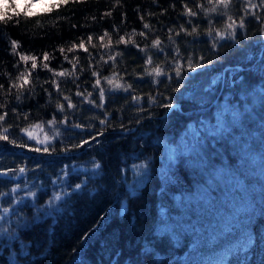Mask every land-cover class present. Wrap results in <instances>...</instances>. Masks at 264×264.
Listing matches in <instances>:
<instances>
[{
	"label": "trees",
	"instance_id": "trees-1",
	"mask_svg": "<svg viewBox=\"0 0 264 264\" xmlns=\"http://www.w3.org/2000/svg\"><path fill=\"white\" fill-rule=\"evenodd\" d=\"M18 3L19 12L9 8L11 20L0 23V84L7 89L9 77L15 79L25 68L19 55L13 54L11 42L16 41V52L37 57V68L29 77L35 91L24 89L20 100L13 92L7 97V108L0 112H8L11 138L41 151L0 141V170L27 165L29 186L24 187L23 176L19 180L0 177L5 182L0 183V192L20 184L17 198L25 196L20 204L14 200L7 204L9 197L0 200L18 213L0 231V264H264V9H256L262 18L257 20L244 15L242 0H233L231 15L237 21L244 17L245 27H237L235 39H217L213 47V38L206 35L209 22L223 29L227 18L217 14L209 18L199 12L196 4L209 7L206 0H75L51 11L32 7L30 16L25 15V3ZM185 5L198 14L184 15ZM145 23L149 29L143 27ZM181 25L188 31L196 27L199 34L186 35ZM170 28L175 44L168 39ZM120 37L129 42L117 44ZM157 37L164 52L151 47ZM82 40L87 52L69 51ZM177 46L184 65L180 78L171 63L164 64L171 79L145 73V67H152L145 65L146 55L162 64L168 54L171 62ZM45 52L48 61L43 60ZM117 52L122 55L113 63L109 53ZM189 57L204 66L189 71ZM17 62L19 70L14 67ZM43 63L56 72H72L75 63V76L55 77ZM27 67L31 68V61ZM113 67L123 77L121 84L132 85L129 92L111 91L103 79L113 75ZM94 70L99 71L100 87L105 88L103 109L75 94L91 92L89 99L100 102L99 89L92 87L97 79ZM205 77L214 92L212 100L201 104L180 97ZM52 80L77 104L76 109L67 108ZM132 95L143 100L136 104ZM150 96L155 103L149 101ZM4 99L0 95V101ZM58 101L65 104L64 112L57 109ZM168 103L178 105L169 109L164 106ZM226 106L243 113L241 123L224 129L223 135L212 132L209 136L206 130L222 115H229L221 113ZM105 113L108 126L99 124ZM64 116L67 124L47 123ZM72 123L83 124L85 130L71 128ZM101 129L104 135L97 140L71 147ZM193 133L200 140L204 163L180 151L169 160V149L192 143ZM46 138L50 142L38 143ZM46 146L48 152L43 151ZM65 147L70 150L63 151ZM142 164L147 167L140 169ZM78 165L88 168L74 173L72 168ZM62 169L68 172L65 190L71 195L56 202L58 210H54L47 202L60 191V184L51 181ZM216 171L219 179L213 182L209 174ZM77 183L82 187L73 192ZM28 190L36 191V197L26 196ZM37 207L42 211L37 212Z\"/></svg>",
	"mask_w": 264,
	"mask_h": 264
},
{
	"label": "snow or ice",
	"instance_id": "snow-or-ice-1",
	"mask_svg": "<svg viewBox=\"0 0 264 264\" xmlns=\"http://www.w3.org/2000/svg\"><path fill=\"white\" fill-rule=\"evenodd\" d=\"M33 2L35 3H40L42 6L47 7L49 11L59 8L64 5H68L70 2L75 3V0H47V3L45 4V0H28L27 3H25V15L30 16L33 15V13L30 11L31 8L33 7ZM118 2V0H117ZM236 2H241V0H236ZM206 3L209 7H205L204 3H197L196 7L199 12H202L205 14L206 17H211L212 14H217L220 17H226L227 20L224 24L223 29H217L215 28L214 24L209 22V26L206 31V35L209 37L213 38V47L216 46V40L217 39H228L232 38L235 39L236 35V29L237 27L239 28H244V17H241L239 21L233 18L231 15V8L234 6L233 5V0H206ZM242 4L244 5L243 11L244 15L247 16L251 14L254 16L257 20H261L262 18L257 15L256 9H264V0H259V3H254L253 0H242ZM19 3L18 0H12V3L9 4L8 0H0V23L7 24L10 20L11 17L9 16L8 9L12 8L16 12H19ZM174 7V5H173ZM185 7V12L183 13L184 15H187L189 17L196 16L198 14L197 11H193L191 8H189L187 5ZM143 19V17H141ZM188 23H191V20L188 21ZM72 27H75V25H72ZM145 29H149L150 25L145 23L143 25ZM181 31L184 32L186 35H193V34H199L197 31L196 27H193L192 31H188L186 28L181 25ZM168 39L171 41L173 44H175V40L173 39V30L170 28L168 30ZM136 33H132L131 35H135ZM108 33H105V36H107ZM140 36H145L144 32L139 33ZM175 35H180V32H176ZM104 37L101 36L100 40L103 41ZM92 41V37H88V42ZM129 41H125L124 37H120L116 43H128ZM111 43V38H109V44ZM134 43V42H133ZM11 47L13 50L14 55H19L20 61H23L25 64V68L23 70H20L18 72V75L15 77V79L9 77V87L5 89L3 84H0V95L4 96L5 99L0 101V109H6L8 104H7V97L12 96L13 92H15V98L16 100H20L23 96V90L27 88L29 92H34L35 91V85H33L32 80L29 79L32 75V70L37 68V57L35 56H29V55H24L16 52V49L18 47V44L16 41L11 42ZM95 47V45H93ZM105 48L108 47V45H104ZM139 47V45H137ZM151 47L155 48L157 52H164L165 49L163 47V42L157 37L154 38L151 42ZM73 48H80L83 49L85 52L88 51L87 47L85 46V42L82 40L79 45L73 44L70 48L69 51H71ZM141 51H145L146 49H140ZM59 51L63 54L64 53V48H60ZM122 55L121 53H115L111 54L109 53L108 59L112 60L113 63H115L116 56ZM167 55L165 56V61L162 64H155L152 55H146L145 59V65L146 66H152L151 68L145 67V73L149 76H155V77H160V76H168L169 79H171V73L165 71L164 69V64L171 63L172 64V70L175 72L176 76L180 78L182 76V70L184 68V65L180 63V61L183 59V56L180 53L179 47H176V56L173 57L172 61L169 62L167 59ZM64 59L67 60L68 57L65 55ZM78 59V58H77ZM103 59V57H101ZM203 59V57H201ZM43 60L48 61L49 60V54L45 52L43 54ZM28 61H31V68L27 67ZM69 63H72V61H69ZM104 63H107V61H104ZM203 64H198V63H193L191 57L188 58L187 62V68L189 71H196L197 68L203 67ZM14 67H16L19 70V62H17ZM43 68L48 69L50 72H52L53 76L55 77H73L75 76V69H76V64H72L73 71L69 72L68 70L64 71H59L56 72L53 69L49 68L48 63H43ZM113 75L110 77H103V79L106 81L108 85L111 86V91H117V90H122L124 92H129L132 89L131 84H121L120 81L123 80V77L120 76V74L116 71L115 67L112 69ZM93 76H96L97 79L95 83L92 85V87L98 88L99 92V103L96 101L90 100L89 97L92 96L91 92H88L85 95V92L82 91H77L75 94L78 97H83V102L89 103L93 105V107H98L103 109L104 107V101H105V88L100 87L101 85V79H100V73L99 71L94 70L92 72ZM75 79H78V77H75ZM75 79H73V83H75ZM44 83H49L48 80H45ZM51 83H53L56 92L63 96V100L67 102V108L68 109H76L77 104H74L68 95H64L63 92L61 91L60 84L57 83L55 80H52ZM43 87V85H41ZM77 88H79V85H77ZM47 91V89H44ZM178 91V89H176ZM49 97H51V93H48ZM131 100L139 104L143 98L139 95H132ZM149 101L151 103H155V97H149ZM165 107L171 109L175 107L174 104L168 103L164 105ZM57 109L60 112L65 111V104L60 103L59 101L56 104ZM11 111L15 112V109H12ZM139 111H144V109H139ZM247 111V109L245 110ZM229 113V115L221 116V120L223 121V124H221V120H217L216 124L212 126L211 129L206 130V133L209 136L211 135L212 132L217 133L215 136H220L224 134V129L234 127L235 124H240L241 123V118L243 113H241L239 110L233 109L229 110L228 107L226 106L224 111L221 112L223 113ZM17 116L20 115V113H16ZM8 116L7 111H2L0 112V141H6L8 144H11L15 147L18 148H27L29 151L33 152H40L41 149L39 147H29V145L25 143H18L16 139L11 138V133H10V124H7L6 117ZM108 114L105 113L103 119H99V124L100 125H105L108 126L110 125V121L107 118ZM230 117V119H229ZM23 119L27 120L28 119V114L25 113L23 115ZM51 126H55L57 123L61 124H67L68 123V118L67 116H64L62 120L57 122L56 118L53 117L51 120L47 122ZM7 125V126H6ZM29 127H42V125H30ZM123 127V125H121ZM71 128L73 129H81L82 131L85 130V126L81 123H72ZM207 129V128H206ZM22 132H25L28 134L29 138L32 139L34 137L31 136V133L28 132L27 128H21ZM59 135V133H54V136L52 138H55V136ZM104 135V130H98L96 134L92 135L91 138H84L81 142L72 145V148H81L86 144H90L91 141L97 140L98 136H103ZM50 142L48 138H46L45 141H38V143H46ZM70 149L68 147H65L63 151H69ZM43 151L48 152L49 147H45ZM180 151L182 153H187L190 156L195 158H199L201 163H204V159L201 155L200 152V140L199 138L196 137V134L193 133V142L190 144H184L182 148H177V149H169V160L172 159L173 156L176 155V153ZM242 151L247 155V147L246 145H242ZM243 160V158H242ZM95 167L98 169L100 167L99 163L95 164ZM146 164L139 165V168H146ZM208 167V164H205V168ZM72 171L74 173L78 172L76 166H73ZM27 172L28 168L27 165L22 164L20 166L16 167H10V168H4L3 170H0V177H11V179L14 180H19L21 176L24 177L25 180V185L24 187L27 189L29 186L27 184ZM68 176V172L66 169L61 170L60 176L57 177L56 180H52L51 183L53 185L57 184V181H59L60 184V191L54 192L52 197L48 200L47 205L49 208L58 210L55 208L56 202L61 201L64 196H69L71 193L65 190V178ZM209 177L213 182L217 181L219 177L217 176V171L214 173H210ZM0 183H5V182H0ZM86 183V181L82 182ZM82 183H77L75 184V187L72 189L73 192L78 191L82 187ZM68 187H71L68 185ZM21 191V186L20 184H16L14 187L10 188L8 192H0V200H3L4 197H9V199L6 201L7 204L11 205L12 201H15V204H20L25 196H19L17 198L18 193ZM26 196L35 198L37 193L36 191L28 190L25 193ZM42 211L41 208L37 207V212ZM13 215H18L16 209L11 206H4L3 203H0V231H4V225L5 224H10L11 219L10 217ZM44 215H51V211H44Z\"/></svg>",
	"mask_w": 264,
	"mask_h": 264
},
{
	"label": "rangeland",
	"instance_id": "rangeland-1",
	"mask_svg": "<svg viewBox=\"0 0 264 264\" xmlns=\"http://www.w3.org/2000/svg\"><path fill=\"white\" fill-rule=\"evenodd\" d=\"M19 2L27 3L28 0H18ZM47 3V0H45V4ZM44 7L40 3L33 2V8H41ZM209 79L208 77H205L201 79V81L193 88L185 89L180 93V97H186L192 100H196L199 103H206L213 99L214 92H211L208 88ZM176 106L178 104H175ZM77 169H87L88 166H76ZM138 169V168H136ZM142 169V168H140ZM145 172V171H144Z\"/></svg>",
	"mask_w": 264,
	"mask_h": 264
}]
</instances>
